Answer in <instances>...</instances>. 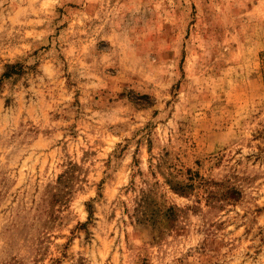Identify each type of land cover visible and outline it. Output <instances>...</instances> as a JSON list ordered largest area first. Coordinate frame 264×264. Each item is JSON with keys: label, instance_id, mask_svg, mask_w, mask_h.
Instances as JSON below:
<instances>
[{"label": "rangeland", "instance_id": "374dc122", "mask_svg": "<svg viewBox=\"0 0 264 264\" xmlns=\"http://www.w3.org/2000/svg\"><path fill=\"white\" fill-rule=\"evenodd\" d=\"M0 264H264V0H0Z\"/></svg>", "mask_w": 264, "mask_h": 264}]
</instances>
